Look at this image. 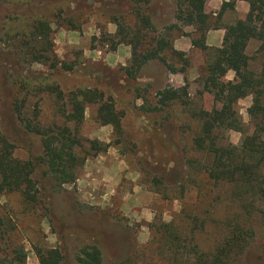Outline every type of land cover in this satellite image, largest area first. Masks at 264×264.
<instances>
[{"label":"rangeland","instance_id":"rangeland-1","mask_svg":"<svg viewBox=\"0 0 264 264\" xmlns=\"http://www.w3.org/2000/svg\"><path fill=\"white\" fill-rule=\"evenodd\" d=\"M135 1L0 0V134L12 143L17 158L36 161L32 177L37 188L32 202L16 191L0 195V215L8 223L7 233L0 234V264H40L39 248L58 249L59 264H84L79 257L91 246L100 250L101 264H209L199 255L212 253L236 224L251 228L253 235L244 250H231L228 264H264V195L212 182L203 171L202 154L192 146L200 124L195 113L220 107L203 88L205 55L188 46L197 34L175 19L174 0ZM218 1L204 0L212 21ZM243 3L248 5L243 0L238 10L226 11L222 23L243 18ZM135 5L149 16V27L142 28L132 13ZM37 20L49 23L50 49L56 60L72 63V70L31 60L46 46L29 35ZM173 24L178 26L170 30L173 48L176 43L183 49L187 64L166 51L174 69L152 59L131 77L133 51L155 45L152 38ZM214 29L206 34L209 43L219 44ZM257 47L251 40L246 52L258 70L264 53ZM11 72L34 82H12ZM230 74L235 78L229 71L225 79ZM38 83L57 85L64 93L99 90L122 115L119 135L97 119L98 104H87L78 132L98 146L92 149L87 142L89 155L71 182L59 184L47 174L37 161V135L26 131L13 112L20 94L30 114L38 111L40 123L62 120L63 100ZM165 87L183 89L184 95L156 110L157 91ZM251 100L248 95L236 103L245 129ZM241 135L226 129L219 138L238 145ZM261 181L264 186V168Z\"/></svg>","mask_w":264,"mask_h":264},{"label":"trees","instance_id":"trees-1","mask_svg":"<svg viewBox=\"0 0 264 264\" xmlns=\"http://www.w3.org/2000/svg\"><path fill=\"white\" fill-rule=\"evenodd\" d=\"M139 1L141 0H137ZM148 1L145 0V2ZM174 1L175 19L182 25L193 27L197 35L191 36V45L202 51L206 57L202 77L203 88L220 106L217 110L201 109L195 113L200 124L192 138V146L204 158L203 171L214 183H228L238 189L249 187L257 194L264 195V186L261 181L264 168V65L258 70L255 69L251 64V57L246 52L249 42L256 40L258 42L256 51L264 53V0H244L248 3V10L244 17L230 23H222V16L226 11L233 10L238 0H221L213 21L204 10V0ZM132 13L137 16L139 23H142V28L150 26L149 16L143 13L139 5H135ZM115 23L118 25L117 19ZM219 26L225 30L221 45L218 47L207 45L205 42L207 31L211 27ZM176 27L178 28L175 24L167 26L164 32L152 38L155 45L147 47L143 52L133 51L132 64L128 69L131 77H134L140 68L152 59L159 60L167 69H174L167 60L166 51L172 56H178L184 64H187L184 53L174 49L172 45L170 30ZM141 30L140 27L136 28L137 33ZM50 33V25L46 21L32 22L29 30L30 37L38 39V42L46 46L41 51H37L38 54H32L31 60L72 70L74 66L72 63L56 60L53 50L50 49L52 42ZM123 36L126 38V34ZM132 40L130 38L129 43ZM229 71L234 72L235 78L225 79ZM32 78L10 73L12 82L24 83L26 80L32 84L34 82ZM38 84L45 85L46 88L54 91L58 99L63 100L59 106V117L62 120L40 123L36 119L38 111L34 109L30 114L25 105L26 100L20 94L14 103L13 112L26 131L37 135L41 146L37 161L45 167L47 174L59 184L71 182L76 178L77 165L82 164L89 155L86 145L89 143L92 149L98 146L96 141H87L78 132L87 104H98L97 119L102 124L110 123L119 135L122 133V115L111 102L104 99L103 92L99 90L78 88L64 93L57 85ZM157 94L158 98L154 106L156 110L179 100L184 92L183 89L165 87L157 91ZM248 95L252 96V100L247 108L249 120L248 128L245 129L236 111V103L238 99ZM67 123L73 125L72 129L67 128ZM226 129L241 131L238 145L220 140V132ZM13 148L12 143L1 135L0 195L16 191L22 195L25 202L35 201L37 188L32 175L36 161L17 158L13 154ZM7 224L4 217L0 215L1 236L7 233ZM252 235L251 228L233 225L212 253L205 258L199 255V261L203 260L209 264H228V258L232 257L231 250L233 248L244 250L248 245V238ZM37 256L40 264H59L61 261V252L56 248H39ZM79 260L84 264H101V252L95 246H91L83 250V256L79 257Z\"/></svg>","mask_w":264,"mask_h":264},{"label":"crops","instance_id":"crops-1","mask_svg":"<svg viewBox=\"0 0 264 264\" xmlns=\"http://www.w3.org/2000/svg\"><path fill=\"white\" fill-rule=\"evenodd\" d=\"M240 1H243V0H238V1L235 2L234 10H238V5H239ZM221 2H222L221 0L218 1V5H219V7H220V5H221ZM241 10H242V14H245L246 11L248 10V5H246L245 3H243V5L241 6ZM209 30H210V29H209ZM209 30H208V31H209ZM214 30H218L219 33H217V35H219L220 39L222 40V38H223V36H224V33H225L224 28L221 27V26H219V27H216V29H214ZM208 31H207V32H208ZM221 40H219V42H220L219 44H217L216 42H215L214 44H212L211 42L209 43V34H206L205 42H206V44L209 45V46H215V47H218V46L221 45V42H222ZM188 46H189V47H192L190 41H189V43H188ZM175 47H176L177 50H183V49H182L181 47H179L176 43H175Z\"/></svg>","mask_w":264,"mask_h":264},{"label":"clouds","instance_id":"clouds-1","mask_svg":"<svg viewBox=\"0 0 264 264\" xmlns=\"http://www.w3.org/2000/svg\"><path fill=\"white\" fill-rule=\"evenodd\" d=\"M229 79H231V74L229 75Z\"/></svg>","mask_w":264,"mask_h":264}]
</instances>
